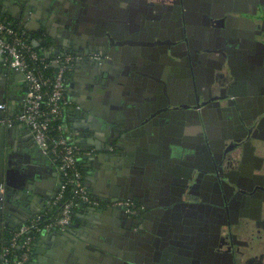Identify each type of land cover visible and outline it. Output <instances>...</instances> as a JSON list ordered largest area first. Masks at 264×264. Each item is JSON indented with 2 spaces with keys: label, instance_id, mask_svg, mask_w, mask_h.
<instances>
[{
  "label": "flooded vegetation",
  "instance_id": "1",
  "mask_svg": "<svg viewBox=\"0 0 264 264\" xmlns=\"http://www.w3.org/2000/svg\"><path fill=\"white\" fill-rule=\"evenodd\" d=\"M114 1L127 5L116 10L144 32L150 56L157 49L158 67L174 70L159 101L175 109L179 150L186 157L175 167L185 179L191 178L184 195L191 206H177L176 196H166L165 191L166 202L161 200L160 210L151 213L153 221L161 215L180 230L189 225L190 236L178 233L163 242L154 264H264V49L252 44L250 33L230 25L231 14L243 0ZM255 1L246 0L249 14L259 12ZM210 19L221 20L220 26ZM104 50L92 53L101 57L93 73L115 79L114 63ZM167 51L175 66L168 65ZM1 153L0 147V194L5 188L6 195L18 174L12 170V159L4 162ZM6 204L0 197V264L10 231L19 226V208ZM146 205L139 213L145 220L155 207L152 202ZM147 228L163 232L158 225ZM189 247L191 251L185 249ZM165 256L173 258L168 262Z\"/></svg>",
  "mask_w": 264,
  "mask_h": 264
},
{
  "label": "water",
  "instance_id": "2",
  "mask_svg": "<svg viewBox=\"0 0 264 264\" xmlns=\"http://www.w3.org/2000/svg\"><path fill=\"white\" fill-rule=\"evenodd\" d=\"M106 1L109 0H51L49 7L56 13L57 20L62 26H65L66 36L68 40L74 42L73 46L84 44V46L92 48L98 44L97 48L101 51L105 49L110 62L114 63L115 79L110 78L109 74H93L86 80L87 85L84 92V95L87 93L91 104L89 116L86 115L88 120L86 127L97 136L99 144L110 156L109 160L114 162L113 165L117 166L119 170L115 172L116 177L113 180L114 191L117 188L119 196L126 195L123 198L115 195L116 199L110 203L121 199H131L142 207L141 211H144V206H147L148 202H155V209L151 210V213H156L157 208L160 210L159 202L164 200V192L168 191L166 196H176L173 203L177 206H191L192 203L184 198L185 193L189 190L191 178L190 180L189 178L185 179L186 176L179 174L175 167L180 163V160H186V157L180 154L179 149L182 148L179 142L180 137H176L177 132L174 133L169 126L170 123L172 125L176 121L175 109L170 108V103L162 106L159 101L160 95L167 91L165 89L167 82H172L174 70H164L163 65L158 67L160 58L157 56L158 52H155L157 49H153L155 53L153 56H150L152 53L150 46L137 49L140 44L135 36L130 37L128 42L131 46L123 49L124 52L119 44L111 43L116 38L110 33V25L107 24L110 22L121 23L122 18L115 14L120 12L119 9L121 11L124 9L111 0L110 3L113 6L106 10V6L108 7ZM255 2H257V6L264 5V0ZM117 7L119 9L116 10ZM112 11L114 17L120 18L119 20H110L109 14ZM212 20L210 19L211 24L220 26L221 20ZM237 22H240V26H244L243 23H245V30L241 32L250 33L252 44L264 49V14L256 11L252 19L243 18L238 19ZM131 29L133 35L138 33L139 29L134 28L132 24ZM35 41L41 42V39L36 37ZM145 45L147 44L145 43ZM92 53L91 49L87 51V54ZM78 55L82 54L78 53ZM165 55L169 60L168 65L171 63L175 66L173 55L168 51L165 52ZM105 72L112 71L105 69ZM111 80L114 82L112 86H110ZM6 82V72L2 71L0 73V104L7 102ZM143 82L145 83L143 84ZM169 89L173 91L172 87ZM172 102L171 106L174 107L176 102ZM80 110L84 111L83 108ZM0 132L1 159L4 162L14 159L13 162L16 166H12L13 172L23 170L22 172L25 173L24 171L30 170L33 167L30 161L25 160L20 154L15 157L14 152L5 147L6 129L1 124ZM184 141L189 142L188 137H185ZM12 170H8L6 173L8 179H10ZM33 178L36 183L35 177ZM136 180L138 187L142 190L139 196L129 192L130 183L134 185ZM178 188L184 192L177 193ZM28 189L34 191L33 187V190L30 187ZM14 192L16 193L17 189L12 185L10 189L8 188L6 195L0 194V197L7 201L6 206L12 209L15 208L11 198L13 199L15 196L19 201H24L27 197L24 191L18 192L16 195ZM165 202L160 206L167 204ZM34 205L35 203L32 204V206ZM18 210L20 214L16 217L19 218L17 220L19 226L37 214L33 209H28L25 204L20 205ZM89 211L92 212V216L88 222L93 221L92 217L97 221L93 226L84 224L79 233L61 232L62 236L74 240L75 247L81 248L78 251L79 255L72 257L69 264H154L163 242L174 239L175 235L184 234V232L186 237L190 238L189 225L180 230L161 215L156 220L160 224H158V228L163 229V232L152 233L147 228L145 218H141V214H138L137 217H129L121 209L115 208ZM161 211L160 213H162ZM1 213L3 210L0 207ZM109 215L111 217L107 218ZM77 228L79 230L81 226L77 225ZM185 249L191 251L190 247ZM164 258L169 262L173 256Z\"/></svg>",
  "mask_w": 264,
  "mask_h": 264
},
{
  "label": "crops",
  "instance_id": "3",
  "mask_svg": "<svg viewBox=\"0 0 264 264\" xmlns=\"http://www.w3.org/2000/svg\"><path fill=\"white\" fill-rule=\"evenodd\" d=\"M110 1L111 0L106 1L108 3L106 10L113 6ZM49 3H51V0H0V20L6 19L21 29L32 41V44L47 56L53 57L59 53H79L83 55V59L72 69L68 81L67 97L71 101L72 106L67 112V127L71 130L74 139L80 144L81 148L86 152L92 153L91 156H87L84 159V165L87 170L86 183L92 196L108 205L110 201L116 199L115 195L122 198L126 197V195L123 194L119 196L120 193L117 188H115L116 190L114 191L113 180L116 177L115 172L119 170L117 166L113 165L114 162L112 163L109 160L110 156L107 155L104 147L99 144L100 142L97 136L86 127L88 122L87 116H89L88 112H90L89 109L91 104L89 103L90 100H88L87 93L84 95L85 87L87 85L85 82L94 74L92 68L97 62L92 57L97 56V54H87V51H90L91 49V51L97 53L101 52V50L97 48L99 46L98 44L92 48H88L87 46H84V44L73 46L74 42L68 40L65 26L63 27L59 20H57V15L52 11V8L49 7ZM98 3L100 4L101 2L99 1ZM240 3L239 6L237 5V11L230 16V19H232L230 20V25L234 28L233 30L237 31L245 30V23H243L244 26H240V22H237L238 19H252L254 14L248 13L246 0H243ZM120 5L123 9L127 7L125 3ZM258 11L261 14H264L263 4H259ZM109 15L111 18L110 20H119L122 18L121 23L110 22L107 25H110L111 32H109L116 38V40H112L111 43L119 44L122 52H124L125 50L123 49H127L131 46L128 42L133 35L131 32V18H127L126 14H120V12H118L115 15L120 18L117 19V17H114L113 11L110 12ZM138 29L136 36L137 38L139 37L137 42L140 46L137 47V49H142L145 47L146 43L143 39L145 34L143 31H140V28ZM36 37L41 39V42H36ZM107 59L109 60L108 57ZM2 71L6 72L7 75V102L5 105L8 107V112L7 114L6 112H0V124L6 129L5 147H7V149L10 148L12 152H14L13 154H15V157H18L19 154L23 155L25 160L28 162L30 161L33 166L30 170L24 171L25 173L22 172L23 170L16 172V175H18L15 178L16 182L14 187L17 189V192H14V195L18 192L24 191V193L27 194V197L24 201H19L18 198L14 196L12 199V205L17 209L20 205L23 206L25 204L28 209H33V211L38 214L49 208L58 194V166L49 156L44 155L36 144L33 134L25 125L16 124L15 126L10 127L2 123V120L6 115L15 116L20 112L23 107L27 90L25 77L7 66L4 57L0 52V73ZM144 83L145 82H143V84ZM76 107H80V109L83 108L84 111L87 112L78 110ZM177 119L178 118L176 117V121L172 123V125L171 123L169 125L174 133L177 132L176 130L178 128ZM177 136H181V134L178 132L176 134V137ZM13 160L14 159H12V161ZM33 177H35L36 183H34ZM121 182H123V180H121ZM29 187L31 189L33 187L34 191L29 190ZM141 191L140 187H138L137 180L134 181V185L130 183L129 192L131 194L139 196L142 193ZM32 202L35 203L34 206H32ZM107 205L103 208H106ZM90 216H92V212L88 210L86 218L89 219L85 218L83 220L81 223V229L76 230V233H79L82 230L84 224H86V226H93L95 222H97L93 217V221L88 222ZM148 216L149 218L146 219V225L149 227L155 225L157 229L158 221L152 220L153 216L151 215V210L148 213ZM109 217L111 216L109 215L107 218ZM75 244L74 240L62 236L60 231L42 233L36 242L32 264H69L71 258L79 255L78 251L81 249L80 247H75Z\"/></svg>",
  "mask_w": 264,
  "mask_h": 264
},
{
  "label": "built area",
  "instance_id": "4",
  "mask_svg": "<svg viewBox=\"0 0 264 264\" xmlns=\"http://www.w3.org/2000/svg\"><path fill=\"white\" fill-rule=\"evenodd\" d=\"M21 30V29H20ZM17 27L8 20H0V52L6 65L22 74L27 83L23 107L15 116L6 115L2 123L7 126L25 125L44 155L49 156L58 166L59 192L55 203L65 199L68 187L73 189L72 197L64 205L59 218L41 228L43 215L36 214L20 225L12 234L1 253V264H30L35 254L34 231L67 232L73 225V213L77 203L88 210L102 209L104 205L95 199L80 169V163L91 152L84 151L67 127V112L72 103L67 97L70 74L83 55L62 56L47 61L25 38ZM95 60H101L95 56ZM56 69L53 78L43 73L50 67ZM80 110V107H76ZM1 112H8L5 104H0ZM5 193V188L1 189ZM106 208L121 209L129 217H137L142 207L131 199H121Z\"/></svg>",
  "mask_w": 264,
  "mask_h": 264
},
{
  "label": "trees",
  "instance_id": "5",
  "mask_svg": "<svg viewBox=\"0 0 264 264\" xmlns=\"http://www.w3.org/2000/svg\"><path fill=\"white\" fill-rule=\"evenodd\" d=\"M5 20V19H3ZM17 29H19L17 27ZM20 30V29H19ZM22 33H24L22 30H20ZM25 38L28 40V42L30 44H32V41L28 38V36L25 34ZM32 46H34L32 44ZM37 51H39L41 53V55L46 58V60L49 62L52 59H56L59 56L64 55L63 53H59L53 57L47 56L45 55L44 52H42L40 49L34 47ZM69 55H74V53H67ZM46 77L49 78H53V76L56 74V69L54 67H50L49 69L45 70L43 73ZM80 169L82 170V173L85 177L86 180V167L84 165V162L82 161L80 163ZM73 195V189L71 186L68 187L67 191L65 192V199L61 202L55 203L53 202L49 208L43 210L42 212L39 213V215H43V222L41 225V228H43L45 225H47L48 223H51L53 221H55L57 218H59V215L62 212V209L64 207V205L66 204V202L72 197ZM104 206L107 205L106 203L101 202ZM88 214V208L87 206L83 205L82 203H77V206L74 209V213H73V225L71 227V229L67 232L71 233V232H76V230H78L77 228V224H79L81 226V223L83 222V220L85 219L86 215ZM20 226H18L16 229L10 231L9 237L7 238V241L4 245H7L12 234L19 228ZM42 232L40 231H34L32 233V235L35 238V247H36V242L38 240V238L41 236ZM35 249V248H34ZM34 257L32 258V260L30 261V264H32Z\"/></svg>",
  "mask_w": 264,
  "mask_h": 264
}]
</instances>
